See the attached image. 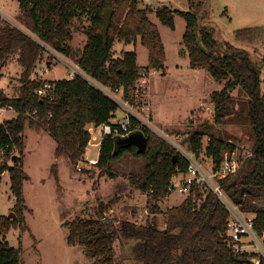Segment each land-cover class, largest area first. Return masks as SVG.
Listing matches in <instances>:
<instances>
[{"label": "trees", "instance_id": "16d2710c", "mask_svg": "<svg viewBox=\"0 0 264 264\" xmlns=\"http://www.w3.org/2000/svg\"><path fill=\"white\" fill-rule=\"evenodd\" d=\"M210 1V0H207ZM20 11L14 25L0 20L1 69L17 55L22 67L18 94L9 96L0 91V108H12L15 115L0 122V179L8 172L11 190L16 197L15 216H0V264H21V250L13 247L4 236L13 226L24 227V181L26 173L22 158L25 147V126L47 131L56 141V155L66 156L74 165L84 159L92 135L91 123L99 126L113 123L119 103L101 88L81 75L55 80L44 96L36 91L47 82L36 76L38 63L48 45L75 62L100 85L113 90L123 88L129 102L135 101V85L140 69L163 66L165 48L158 26L151 21L149 8H141L139 0H19ZM112 9L107 30L104 11ZM186 20L183 35L190 64L207 69L217 81H225L221 90L211 93L214 105L213 121L219 125L245 127L252 139V154L246 165L221 181L228 197L242 212L254 219L258 233H264V207L257 205L264 194V55L255 59L251 53L229 41L218 43L205 21L206 15L179 11ZM175 11L167 5L156 10L158 18L175 27ZM88 15L85 29L87 41L82 48L70 43L74 37V19ZM264 37V26L246 27L236 31V38L253 42ZM120 40L148 49L149 63H137L136 50L121 57L114 56V46ZM132 130H140L148 138L145 153L136 145L118 146V135L107 134L100 144L97 166L103 174H117L112 164L124 154L146 159L144 174L133 178V184L148 193L153 217L144 222L132 218L108 215L112 202L101 201L100 213L66 221L68 243L79 245L92 264H117V239L125 248V264H264V257L255 253H235L227 244L229 211L218 195L206 185L192 186L179 205L162 211L158 201L171 194L173 175L180 168L186 171L188 161L169 142L131 117ZM211 126L207 125L206 130ZM200 128L190 132L191 150L199 155L203 137ZM236 148L214 134L209 139L206 154L212 167H220L227 154ZM177 159L174 162V156ZM229 157V156H228ZM56 168H54V171ZM158 213H164L165 224ZM128 241H133L128 249Z\"/></svg>", "mask_w": 264, "mask_h": 264}, {"label": "rangeland", "instance_id": "374dc122", "mask_svg": "<svg viewBox=\"0 0 264 264\" xmlns=\"http://www.w3.org/2000/svg\"><path fill=\"white\" fill-rule=\"evenodd\" d=\"M139 1L141 8L152 10L149 17L159 28L165 58L163 66L150 75L146 100L136 97L134 103L130 102L129 106L143 116L145 127L161 138L170 136L187 151H191L187 140L190 132L198 128L206 130L207 125L211 126L205 131L207 133L203 137V147L197 156L205 169L210 170L212 167V158L206 154L212 134L233 143L236 148L227 154V157L235 156L241 167L245 166L252 152L250 133L242 126L214 123L211 93L223 89L226 82L215 80L207 69L191 66L189 57L183 53L186 20L179 11L206 15L209 21H205V24L218 43L229 41L247 49L255 59H260L264 55V37L253 42H243L236 38V31L246 27L264 26V0ZM163 5L175 11L174 28L164 24L156 15V10ZM19 11V0H0V20L21 27L17 21ZM89 24L90 20L86 14L74 19V37L70 42L73 47L83 49L87 41L85 29ZM117 43H120L119 40L115 44L114 56L121 57L123 53ZM43 47L45 51L40 64L37 65L36 76L39 75L53 83L71 75L72 68L76 69V63L62 53L48 45ZM129 48L136 50L139 65L149 63L148 49L140 40L137 45L132 44ZM48 62L49 70L45 71ZM21 70L15 55L1 69L3 75L0 78V91L11 96L18 94ZM116 93L120 103L126 101L123 92ZM14 115L12 108H3L0 122ZM125 115L126 111L120 105L115 117L122 119ZM91 130L94 134L92 133L84 159L74 165L66 156L56 155V141L53 136L26 124L22 158L26 173L23 187L26 205L23 210L24 227L20 224L13 226L4 236L11 246L21 250V264H92L81 246L68 243L69 229L65 223L100 213L101 201L112 202L107 212L111 216L132 218L138 222L153 217L148 193L137 188L132 182L133 178H140L144 174L145 157H136L129 153L121 155L112 164V169L117 175L109 177L96 165L100 152L99 143L103 137L102 127L97 126ZM168 140L173 143L170 138ZM168 140L166 141L169 142ZM2 155L3 150L0 149V159ZM188 194L174 191L157 203L162 211H166L182 203ZM256 203L264 207V194ZM15 204L16 197L11 190L10 175L5 172L0 179V216L10 217L11 213H14ZM164 215L157 214L163 225ZM121 243V239H117L115 243L117 264H125V248ZM127 243L130 251L133 241ZM244 247L248 253L264 256L263 244L258 247L246 243Z\"/></svg>", "mask_w": 264, "mask_h": 264}, {"label": "built area", "instance_id": "2783aa9c", "mask_svg": "<svg viewBox=\"0 0 264 264\" xmlns=\"http://www.w3.org/2000/svg\"><path fill=\"white\" fill-rule=\"evenodd\" d=\"M43 45V44H42ZM46 45V44H45ZM43 45V46H45ZM75 68H72L71 78L75 75H81L86 77L90 82H92L97 87L101 88L106 94L112 97L121 105L125 111L126 115L119 120H113V123H103L99 125L102 127V134L103 137L107 134H116L118 137H126L132 132L140 131V130H132V121L131 117H135L140 121V124L137 125V129H141L143 124V116L135 112L130 106V102L126 99L125 102L120 103L118 94L116 92H123V88H119L113 90L111 88L105 87L100 85L94 79H92L89 75H87L77 64ZM146 69V67H142L140 69V77L137 80L135 85V96L142 100H146L148 96V81L150 75L153 72H156V69ZM52 82L47 81L43 87L39 88L36 93L39 96H44L47 93L49 88L53 87ZM116 91V92H115ZM3 108H0L2 110ZM91 131L94 134L93 130ZM166 135V134H165ZM166 137V138H165ZM165 138H168L173 141L169 142L186 158L188 161V168L186 171L178 168L176 173L173 175L171 184H170V191H178L182 194H187L191 191L192 186H203L206 185L212 191H214L218 197L223 201L229 211L228 217V246L235 252V253H243L245 251V244H255L259 247V245H264V233H258L254 219L252 216L245 214L240 210V208L228 197L225 193L224 189L221 186V181L225 178L236 174L239 169L241 168L240 161L235 156L226 157L223 162L221 163L220 167L215 168L211 167L209 169H205L200 161L197 159L196 154L191 150L187 151L177 141L173 140L170 136L166 135ZM252 154V153H251ZM96 162V160H92ZM264 249V248H263ZM263 256V255H262ZM264 257V256H263Z\"/></svg>", "mask_w": 264, "mask_h": 264}, {"label": "water", "instance_id": "95a60500", "mask_svg": "<svg viewBox=\"0 0 264 264\" xmlns=\"http://www.w3.org/2000/svg\"><path fill=\"white\" fill-rule=\"evenodd\" d=\"M111 16H112V9L107 8L104 11V24H105V30L108 29L110 23H111ZM1 114V110H0ZM148 143V138L144 135L142 131H135L129 134L126 137H119L117 140L118 146H131L136 145L138 147V151L141 153L146 152ZM177 155L174 156V162L177 159ZM15 213H11L10 217L14 216Z\"/></svg>", "mask_w": 264, "mask_h": 264}, {"label": "crops", "instance_id": "0c3cea01", "mask_svg": "<svg viewBox=\"0 0 264 264\" xmlns=\"http://www.w3.org/2000/svg\"><path fill=\"white\" fill-rule=\"evenodd\" d=\"M208 19V18H207ZM119 42L120 43H117V46L120 44V46H121V50H122V53H124L125 51H128V50H130V45H132V44H127V43H125V42H123V41H120L119 40ZM137 45V44H136ZM114 49H116V46L114 47ZM120 50V51H121ZM188 56V55H187ZM40 64V63H39ZM49 64H50V62H48V64H47V66H48V68H46V70L45 71H48L49 70ZM146 65V64H145ZM145 65H141V66H145ZM38 77H41V76H39V75H37ZM68 77H70V76H68ZM41 78H43V77H41ZM7 95H8V93H7ZM9 96H11L10 94H9ZM113 120H119V118L118 119H116V117L113 119ZM97 126L95 125V124H93V123H91L90 125H89V128H90V130L91 129H93V128H96ZM95 131H96V129H95ZM45 132H47V131H45ZM48 134H49V132H47ZM97 136V135H96ZM102 139H103V137H102ZM102 139H101V141H102ZM91 140H92V138H91ZM101 141H100V143H99V146H100V144H101ZM90 144V143H89Z\"/></svg>", "mask_w": 264, "mask_h": 264}]
</instances>
